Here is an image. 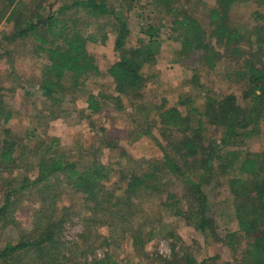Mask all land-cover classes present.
<instances>
[{"label":"trees","instance_id":"16d2710c","mask_svg":"<svg viewBox=\"0 0 264 264\" xmlns=\"http://www.w3.org/2000/svg\"><path fill=\"white\" fill-rule=\"evenodd\" d=\"M6 1L7 5L14 3L5 17V21H12V28L2 39L5 42L31 39L35 48L33 54L45 56L46 62L40 70L37 88L39 99L44 104L41 116L47 120L62 113L54 107L63 98L66 77L67 81H71L69 88L77 89L79 83L81 85L80 77L98 73L96 61L86 44L97 39L104 42L106 33L99 37L95 33L83 35L70 27L75 21V11L93 18L97 27H103V21L109 25L117 58L107 66L106 74L111 79L113 90L119 95L132 93L138 97L137 93L145 83L141 68L152 63L159 54L162 41L160 32L165 25H168V33L180 44L175 61L199 62L212 70L221 54H226L234 58L237 70L233 77L243 83L244 89L216 97L204 93L200 107L193 106L186 94L178 97L172 105L159 106L158 119L147 120L146 124L149 126L151 122L158 121L160 132L168 130V136L172 130L180 132L181 138L176 143H168L175 150L172 153L164 151L159 160L148 159L143 170H129L120 175L115 187L108 185L109 169L93 153L88 154L86 159L83 154L82 158L81 154L68 157L64 151L57 150L55 137L46 136L49 141L45 144L43 139L34 136V129L24 130L26 140L18 135L12 137L10 129L5 127L12 110L4 109L0 101V166L13 167L15 161L17 164L24 163L26 170L34 166L35 175L31 180L26 177L21 179L19 189L32 186L39 196L30 222L34 235L3 244L0 247V264H63L65 259L68 260L69 253L63 251L59 243V232L64 221L54 216L56 192L61 182L73 194L80 196L83 208L88 212L85 220L96 219L97 223L111 218L125 222L131 216L133 196L138 193H161V208L187 220L202 234L221 238L233 249H236L239 243L236 237L240 235L244 245L235 251L239 257L235 264H264V152L228 149L237 145L240 139L254 135L264 118V60L260 55L264 32L259 39H255V48L244 50L242 43L250 44V36H246L250 31L230 24L229 9L239 2L263 0H213V6L206 11L207 21L204 25L195 15L181 10L177 4L179 0H147L150 12L156 14L157 18L153 22L140 24L138 34L141 38L135 46L127 43L130 29L125 14L120 11L122 0H113L117 2L115 6L111 0H67L53 11H33L21 19L14 17L18 1ZM36 8L40 9L41 5ZM263 27L258 28L263 31ZM191 82L201 88L195 74ZM85 102L86 116L90 117L100 109L93 94H88ZM180 106L185 107L180 110ZM2 111L4 113L1 115ZM34 124L37 125V122ZM206 127L217 128L219 136L204 145L206 143L200 137ZM148 130L145 128L142 134L146 136ZM36 151L39 152L35 162L23 160L26 156H33ZM188 162L194 163L193 168H198L194 178L188 174ZM234 164L239 172L237 178L227 172ZM159 171H163L162 175L167 177H184V193L178 195L176 191L165 189L161 175H156ZM214 171H218V177L228 174L226 182L229 190L208 210L203 184L208 183ZM116 189L125 195H116ZM10 205L11 201L5 196L0 206V233L13 222L10 215L13 207ZM89 228L87 225L83 227L72 248L81 246ZM151 234L149 231V237ZM140 238L139 233H134L133 246L135 240ZM102 241L105 243V238ZM179 255L164 259V264H218L217 258L198 260L187 249L181 250ZM80 261L75 264H120L107 253L102 257Z\"/></svg>","mask_w":264,"mask_h":264},{"label":"rangeland","instance_id":"374dc122","mask_svg":"<svg viewBox=\"0 0 264 264\" xmlns=\"http://www.w3.org/2000/svg\"><path fill=\"white\" fill-rule=\"evenodd\" d=\"M16 1L17 12L14 17L21 19L33 11L41 13L53 11L67 0ZM117 2L111 0L114 6ZM146 2L147 0L120 2L122 8L120 11L125 14L130 29L127 38L129 45L135 46L137 40L141 38L138 28L142 22H153L157 18L156 14L150 12ZM177 4L181 10L195 15L204 25L207 21L206 11L213 6V0H179ZM13 5L14 3L7 5L6 0H0L2 17L0 101L4 109L12 110L11 118L5 127L10 129L12 137L14 135L24 137L23 132L26 128L34 129V136L43 139L45 144L49 141L46 136H53L57 139V150L64 151L68 157L81 154L82 158L83 154L86 159L88 154L93 153L97 160L109 169L108 185L113 187L118 185L116 182L119 181L120 175L126 174L129 170L134 172L143 170L148 159L159 160L164 151L172 153L175 150V147L172 149L168 143L171 142L172 145L176 143L181 138L180 132L172 130L168 136V130L160 132L158 121L151 122L149 126L146 124L147 120L158 117L159 106L172 105L178 97H184L186 94L193 106L200 107L203 104L204 93L216 97L229 91L239 92L244 89L243 83L233 77L237 70L234 58L226 54H221L212 70H208L199 62L184 59L175 61L180 44L168 33V25H165L160 32L162 41L159 54L152 63H147L141 68L145 83L138 91V97L132 93L119 95L113 90L111 79L106 74L107 66L117 58L111 43L109 25L103 21V27H97L93 18L75 11L73 17L75 21L69 25L70 27L76 28L83 35L95 33L99 37L106 33L104 42L101 43L97 39L86 44L96 61L98 73L80 77L81 85L79 83L77 89L69 88L71 81H67L66 77L63 98L54 107L62 113L47 120L41 116L44 113L42 112L44 104L39 99L40 92L37 88L40 70L46 62L45 56L33 54L35 48L31 39L13 42H5L2 39V36L3 38L7 36L12 28V21H5V17ZM37 5H41V8L37 9ZM229 21L234 27L250 31V34L245 33L247 37L250 36V44L243 42L244 50L255 48V39H259L264 32V27L263 31L258 28L264 26V0L234 4L229 9ZM257 28L261 30L258 31ZM262 47L260 55L264 60V43ZM193 74L197 76L201 88L192 84ZM88 94H93L100 105V109L90 117L86 116L87 110H84ZM184 107L180 106L179 109L183 110ZM3 113L4 111L1 115ZM36 122L37 125L34 124ZM145 128L149 129L146 136L142 134ZM218 136L217 128L206 127L200 138H203L206 143L204 145H207ZM31 145L33 144L29 146ZM228 149L264 152V118L254 135L240 139L237 145ZM38 152L36 151L33 156H26L23 160L35 162ZM193 165L191 162L186 164L189 167L188 171L190 170L188 174L192 178L196 176L195 172L198 169L197 166L193 168ZM235 166L236 164L227 172L237 178L239 172ZM33 167L26 170L24 163L17 164L16 161L13 167L0 166V206L7 196L11 201L10 207H13L10 214L13 216V222L0 233V247L5 243L11 244L18 239H27L34 235L30 222L33 208L38 206L39 196L32 186L19 189L21 179L26 177L31 180L35 175ZM217 172L214 171L208 183L203 184V190L207 194L208 210L213 202H217L218 198L229 190L226 182L228 174L224 173L218 177ZM162 173L163 171H159L156 175H161L165 189L176 191L178 195L184 193L182 183L184 177L175 175L167 177ZM59 179L61 180L60 176ZM56 193L54 216L61 217L64 221L59 232V243L62 250L69 253L68 260L65 259L63 264H75L80 260L82 262L84 259L102 257L106 253L112 255L120 264H164V259L177 258L183 249L193 253L198 260L209 261L211 258H217L218 264L223 262L235 264L239 261L235 251L244 245V239L240 235L236 237L239 243L236 244V249H233L221 238L209 236L208 233L202 234L187 220L180 219L161 208V193H158L159 195L149 192L138 193L133 196L131 216L125 222L111 218L99 223L96 219L85 220V217L88 218V212L83 208L80 196L73 194L63 182L59 184ZM116 195L122 197L125 194L117 190ZM86 225L90 227L87 237L79 248H72V244L79 238ZM149 231L152 233L150 237ZM134 233H139L141 237L140 240H135V246L132 244ZM102 238H105V243Z\"/></svg>","mask_w":264,"mask_h":264}]
</instances>
